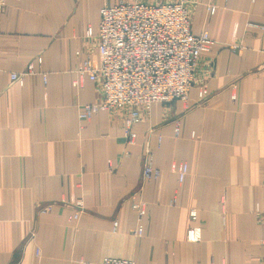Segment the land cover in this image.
I'll return each instance as SVG.
<instances>
[{
  "label": "crops",
  "instance_id": "obj_1",
  "mask_svg": "<svg viewBox=\"0 0 264 264\" xmlns=\"http://www.w3.org/2000/svg\"><path fill=\"white\" fill-rule=\"evenodd\" d=\"M205 1L193 10L192 32L208 30L214 43L188 99L143 109L132 145L126 110L101 111L82 128L78 117L99 89L89 79L75 85L76 51L96 55L88 28L96 34L101 8L116 0L6 1L0 264H264V0H215L213 15ZM30 62L35 71L13 81ZM147 146L157 179L142 178ZM140 199L142 219L132 206Z\"/></svg>",
  "mask_w": 264,
  "mask_h": 264
},
{
  "label": "built area",
  "instance_id": "obj_2",
  "mask_svg": "<svg viewBox=\"0 0 264 264\" xmlns=\"http://www.w3.org/2000/svg\"><path fill=\"white\" fill-rule=\"evenodd\" d=\"M202 0H169L150 3L141 0H116L112 5L101 8L98 32L88 28L86 38L97 39L96 55L89 50L76 51L79 63L75 69V85L85 79L96 83L98 98L81 106L78 117L81 128L94 114L101 111H127L124 122L128 144H135V124L141 121V111L155 103L168 104L175 100L186 101L194 84L201 58L211 50L214 43L208 30L199 34L192 32L193 10ZM210 15L218 5L215 0H206ZM6 0H0V15ZM236 49L238 46H233ZM40 63L42 58L37 56ZM35 71L30 62L27 69L11 73L13 81L22 82L24 77ZM200 102L210 99L205 83L199 85ZM180 134V127L175 135ZM142 167L143 180L157 179L161 170L153 166L152 152L147 146ZM178 179L182 183L188 174V165L182 162L177 167ZM74 217L83 212V202H78ZM139 219L145 215L143 200L133 201ZM45 210H49L46 208ZM194 214V212H193ZM134 233L141 236L139 225ZM191 238H196L192 231ZM86 264V263H85ZM101 264H137L129 258H105Z\"/></svg>",
  "mask_w": 264,
  "mask_h": 264
},
{
  "label": "rangeland",
  "instance_id": "obj_3",
  "mask_svg": "<svg viewBox=\"0 0 264 264\" xmlns=\"http://www.w3.org/2000/svg\"><path fill=\"white\" fill-rule=\"evenodd\" d=\"M7 1V0H6Z\"/></svg>",
  "mask_w": 264,
  "mask_h": 264
}]
</instances>
